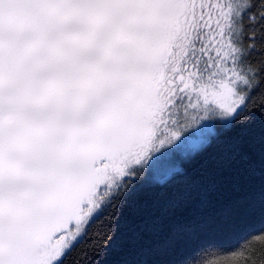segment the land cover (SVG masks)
Segmentation results:
<instances>
[{
  "label": "snow or ice",
  "instance_id": "snow-or-ice-1",
  "mask_svg": "<svg viewBox=\"0 0 264 264\" xmlns=\"http://www.w3.org/2000/svg\"><path fill=\"white\" fill-rule=\"evenodd\" d=\"M256 116L264 0H0V264L110 247L151 169L215 121L170 178L186 190L159 194L178 208L195 183L184 165ZM262 239L249 232L212 264H247Z\"/></svg>",
  "mask_w": 264,
  "mask_h": 264
},
{
  "label": "trees",
  "instance_id": "trees-1",
  "mask_svg": "<svg viewBox=\"0 0 264 264\" xmlns=\"http://www.w3.org/2000/svg\"><path fill=\"white\" fill-rule=\"evenodd\" d=\"M253 102L259 104V95ZM202 130L198 146L179 150L151 169L144 189L115 221L110 247L98 240L95 247L82 245L66 264H212L230 257L249 232L264 229V122L259 116L242 130L213 140L193 166L184 165L195 176L194 186L178 208L166 207L159 194L186 190L170 178L185 153L212 139L215 121ZM176 219L186 227L173 235L169 225ZM106 229L101 220L93 230L102 234ZM261 244L264 239L248 253L247 264H264ZM231 259L245 264V259Z\"/></svg>",
  "mask_w": 264,
  "mask_h": 264
},
{
  "label": "rangeland",
  "instance_id": "rangeland-1",
  "mask_svg": "<svg viewBox=\"0 0 264 264\" xmlns=\"http://www.w3.org/2000/svg\"><path fill=\"white\" fill-rule=\"evenodd\" d=\"M191 131L193 134L190 136L188 143L181 150L188 149V148H194L198 146L204 140V137L202 136V131H203L202 128L199 131H197L196 126L193 125V128ZM164 159L165 157L161 158L159 161H163Z\"/></svg>",
  "mask_w": 264,
  "mask_h": 264
}]
</instances>
